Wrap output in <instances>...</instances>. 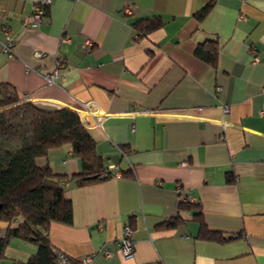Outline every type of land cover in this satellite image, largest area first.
Returning a JSON list of instances; mask_svg holds the SVG:
<instances>
[{"label":"crops","instance_id":"0c3cea01","mask_svg":"<svg viewBox=\"0 0 264 264\" xmlns=\"http://www.w3.org/2000/svg\"><path fill=\"white\" fill-rule=\"evenodd\" d=\"M38 1L0 0V81L44 109L87 105L84 125L111 173L75 185L69 144L36 159L69 179L72 221L50 223L55 250L87 264H264V0H51L37 26L23 24ZM155 17L162 25L139 34L134 22ZM207 41L215 65L194 55ZM199 211L222 239L200 235ZM126 224L128 258L118 251ZM9 226L0 220V236ZM36 250L12 237L0 264Z\"/></svg>","mask_w":264,"mask_h":264},{"label":"trees","instance_id":"16d2710c","mask_svg":"<svg viewBox=\"0 0 264 264\" xmlns=\"http://www.w3.org/2000/svg\"><path fill=\"white\" fill-rule=\"evenodd\" d=\"M211 6L212 2H208L198 10L196 19L201 20ZM160 25L162 20L159 17L134 22L139 34ZM194 55L209 65H215L218 56L216 41L197 45ZM64 144H69L72 153L81 161V171L71 178L75 185L111 175L76 110L68 107L48 110L31 101H21L13 86L0 81V220L10 224L5 235L0 236V258L9 239L18 237L37 245L36 252L24 264H58V251L48 237V229L51 222L71 223V202L63 195L62 176L54 173L49 165L39 166L36 159L45 156L49 149ZM94 175L96 177L87 178ZM194 215L200 220L201 236L223 238L206 228L200 211ZM179 221L175 216L162 224L173 227ZM64 255L70 264L80 261V258Z\"/></svg>","mask_w":264,"mask_h":264},{"label":"built area","instance_id":"2783aa9c","mask_svg":"<svg viewBox=\"0 0 264 264\" xmlns=\"http://www.w3.org/2000/svg\"><path fill=\"white\" fill-rule=\"evenodd\" d=\"M50 2L51 0H39L36 4H34L31 12L27 16H25L23 20V24L27 26H31V27L37 26V24L41 22L42 17L44 16L45 10L47 9ZM123 11L124 13H130L131 9L129 6H126L123 9ZM2 31H3L4 38H5V42L3 43V51L6 52L8 55H11L12 54L11 34L8 28L4 26L2 27ZM86 45L87 46L91 45V42L88 41ZM37 55H40V53H38ZM61 64H62L61 60L57 59L53 70L45 74V77L48 81H53L54 78L58 76L59 70H60L59 68L61 67ZM24 99H27V97ZM76 111L79 114L83 124H87L88 120H90L89 117L93 115L92 110H90L87 107V105L82 104V103L77 106ZM224 111L225 112L228 111L227 106L224 107ZM261 113L264 114V110H262ZM68 181H69L68 179H64L62 181V184L67 185ZM118 251L125 258L131 257L133 255L134 245H133V240H132V229L128 224L122 227L120 236L118 237ZM103 253L105 256H108V257L113 255V252L108 249L103 250ZM56 257H57L58 264H70V261L63 253L58 252ZM90 259L91 257L89 255H85L80 258V262L81 264H87L90 261Z\"/></svg>","mask_w":264,"mask_h":264},{"label":"water","instance_id":"95a60500","mask_svg":"<svg viewBox=\"0 0 264 264\" xmlns=\"http://www.w3.org/2000/svg\"><path fill=\"white\" fill-rule=\"evenodd\" d=\"M94 177H96V176L94 175V176H91V177H87V178H94ZM0 206H1V204H0Z\"/></svg>","mask_w":264,"mask_h":264},{"label":"rangeland","instance_id":"374dc122","mask_svg":"<svg viewBox=\"0 0 264 264\" xmlns=\"http://www.w3.org/2000/svg\"><path fill=\"white\" fill-rule=\"evenodd\" d=\"M65 178H62V180H64ZM69 180V179H68Z\"/></svg>","mask_w":264,"mask_h":264}]
</instances>
